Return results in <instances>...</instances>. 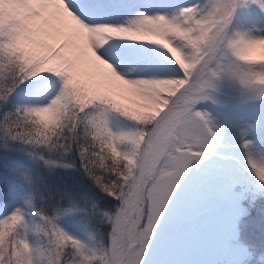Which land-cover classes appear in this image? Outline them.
<instances>
[{
    "label": "snow or ice",
    "instance_id": "6c2138e0",
    "mask_svg": "<svg viewBox=\"0 0 264 264\" xmlns=\"http://www.w3.org/2000/svg\"><path fill=\"white\" fill-rule=\"evenodd\" d=\"M227 84L264 108V0H0V264H264Z\"/></svg>",
    "mask_w": 264,
    "mask_h": 264
},
{
    "label": "rangeland",
    "instance_id": "374dc122",
    "mask_svg": "<svg viewBox=\"0 0 264 264\" xmlns=\"http://www.w3.org/2000/svg\"><path fill=\"white\" fill-rule=\"evenodd\" d=\"M220 99L226 103V107L213 105L211 102L198 105V107H207L210 111H212L219 117L220 122L226 123V126L229 127L230 131H234L233 125L241 119L246 121H253L257 116H259L261 119V123L264 124V108L259 105L246 106L238 104L239 100L242 99V97L239 94L237 86L232 84L225 85L223 88V94L220 96ZM191 211H195V206ZM261 252H264V250L256 252L257 259ZM197 258L209 257L204 255ZM251 264H256V261L253 260Z\"/></svg>",
    "mask_w": 264,
    "mask_h": 264
},
{
    "label": "trees",
    "instance_id": "16d2710c",
    "mask_svg": "<svg viewBox=\"0 0 264 264\" xmlns=\"http://www.w3.org/2000/svg\"><path fill=\"white\" fill-rule=\"evenodd\" d=\"M52 179L60 183L66 181L70 186L79 187L81 177L72 169L57 168ZM97 196H102V194L97 192ZM246 220L250 239L256 252L264 250V201L250 208Z\"/></svg>",
    "mask_w": 264,
    "mask_h": 264
},
{
    "label": "bare ground",
    "instance_id": "6f19581e",
    "mask_svg": "<svg viewBox=\"0 0 264 264\" xmlns=\"http://www.w3.org/2000/svg\"><path fill=\"white\" fill-rule=\"evenodd\" d=\"M204 106V105H203ZM212 106V105H211ZM211 106H209V107H211ZM253 108V107H252Z\"/></svg>",
    "mask_w": 264,
    "mask_h": 264
}]
</instances>
